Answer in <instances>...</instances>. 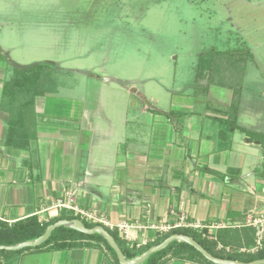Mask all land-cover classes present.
Returning <instances> with one entry per match:
<instances>
[{"label":"crops","instance_id":"obj_1","mask_svg":"<svg viewBox=\"0 0 264 264\" xmlns=\"http://www.w3.org/2000/svg\"><path fill=\"white\" fill-rule=\"evenodd\" d=\"M8 51L0 44L12 67L28 66ZM50 72L14 84L24 75L0 60V223L74 215L56 204L70 191L77 205L104 216L126 250L164 234L153 225H175L185 214L187 222L220 225L182 227L214 236L215 252L251 254L243 249L255 243V227L246 220L264 215V145L239 127L264 134L263 116L245 121L238 107L230 118L232 90L216 85L204 93L212 105L174 91L163 102L152 88L117 82L103 87L113 92L106 99L57 100ZM4 251L0 264H117L96 241ZM161 264L208 263L168 254Z\"/></svg>","mask_w":264,"mask_h":264},{"label":"rangeland","instance_id":"obj_2","mask_svg":"<svg viewBox=\"0 0 264 264\" xmlns=\"http://www.w3.org/2000/svg\"><path fill=\"white\" fill-rule=\"evenodd\" d=\"M0 44L20 64L62 66L26 71H51L57 100L106 99L113 92L103 87L117 82L152 88L163 102L174 91L211 105L195 86L198 64L212 49L247 47L239 115L264 118V0H0Z\"/></svg>","mask_w":264,"mask_h":264},{"label":"trees","instance_id":"obj_3","mask_svg":"<svg viewBox=\"0 0 264 264\" xmlns=\"http://www.w3.org/2000/svg\"><path fill=\"white\" fill-rule=\"evenodd\" d=\"M253 58H254L253 55L250 53L247 47L233 48L228 50L212 49L208 52L205 61L198 64V70L196 74V86L200 89H203L202 93H205L207 87L210 85L226 87L232 90V94H233L232 103L228 111V116L230 118L234 117L237 113L238 104L241 96L242 82H243V77L246 70L247 62L253 61ZM41 66H51L52 68H54V70H58V68L53 64H51L50 62H41L28 66L16 65L15 69L24 75L23 76L24 82L21 79L19 80L16 79L14 80L13 83L29 84L32 80L34 79L36 80V76H32L30 74L27 75L26 71ZM232 120H233L231 122L232 126H236L235 120L234 119ZM239 128L242 131L246 132L251 140H255L264 145L263 133H257L241 127ZM65 218L80 219V217L78 216L65 215L64 213H62L59 216L47 222H41L35 216H30L25 219L18 220L12 224L0 223V244L14 245L22 241L34 239L44 232L47 225L59 219H65ZM81 220L87 227H92L94 225H97L86 222L83 219ZM106 229L115 238L116 242L118 243L120 249L122 250L126 258H132L142 253L150 246L160 243L163 239H165L167 236L173 233H180L193 237L199 244L202 245L204 249H206L209 253H211L216 257L230 259V260H238L243 262H250L256 259L264 258V241H263V248L251 254H229V253L215 252L210 245L215 247L217 244L216 240L211 239V241H209L205 238H200L196 234V232H193L188 228H181V227L172 228L168 232L159 235L154 241L145 244L141 248H135L134 246H132L130 247L129 250H126L122 242L119 240L118 236L116 235V233L114 231L109 230L108 228ZM225 231H229V230H225ZM88 241H96L102 243L107 248V250L112 254L115 262L119 264L114 251L107 244V242L103 239L101 235H99L98 233L89 235L65 226H60L55 228L51 232L49 238L39 246H36L35 248L39 249L45 246H49L52 249H64V248L79 246L84 243H88ZM23 249H27V248H23ZM2 252L5 251L0 250V253ZM168 254H171L172 256L177 258H184L189 260H201L208 264H213L212 262L205 259L195 248H193L189 244L176 240L172 241L164 249L149 255L142 264H161L164 261V258Z\"/></svg>","mask_w":264,"mask_h":264},{"label":"water","instance_id":"obj_4","mask_svg":"<svg viewBox=\"0 0 264 264\" xmlns=\"http://www.w3.org/2000/svg\"><path fill=\"white\" fill-rule=\"evenodd\" d=\"M60 226H65V227H68L76 231H79L81 233H85L89 235L98 233L99 235L103 237V239L107 242V244L112 248L119 264H142L149 255L164 249L174 240L182 241V242L189 244L190 246L195 248L205 259L212 262L213 264H264V258L256 259L250 262H243V261H238V260H230V259L216 257L212 255L211 253H209L206 249H204L202 245L199 244L193 237L189 235H185V234H180V233L170 234L165 239H163L160 243L150 246L148 249H146L142 253L132 258H126L122 250L120 249L118 243L116 242L115 238L108 232V230L104 226L94 225L92 227H87L82 222V220L78 218L59 219L47 225L44 232L38 237L34 239L22 241L14 245L0 244V250L1 249L20 250L23 248L39 246L40 244H42L49 238V236L51 235V232L55 228L60 227Z\"/></svg>","mask_w":264,"mask_h":264},{"label":"built area","instance_id":"obj_5","mask_svg":"<svg viewBox=\"0 0 264 264\" xmlns=\"http://www.w3.org/2000/svg\"><path fill=\"white\" fill-rule=\"evenodd\" d=\"M58 207H64L74 213L75 216L80 217V219H83L86 222L102 225L108 229H113L114 227L104 218L103 215L98 214L95 210L90 209H84L77 205L74 201L72 192L68 191L65 194V197L63 199H59L57 201ZM247 225H252L255 227V243L246 249H243V251L248 253H255L258 250L263 248V241H264V215L260 217H248L246 220ZM219 224L216 225H201L198 222H187L186 221V215L180 214L179 221L175 225H153V228L157 229L160 233H165L171 230L172 228H179V227H192L197 230H203L205 228L209 227H219ZM129 227L128 224L122 223L117 226L118 230L126 236V229ZM205 236V235H204ZM209 238L214 239V236H209ZM221 248V247H220Z\"/></svg>","mask_w":264,"mask_h":264}]
</instances>
